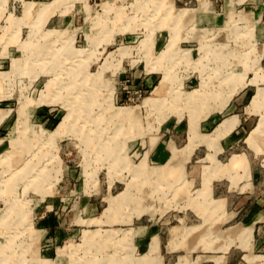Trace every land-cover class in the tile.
<instances>
[{"label": "rangeland", "instance_id": "1", "mask_svg": "<svg viewBox=\"0 0 264 264\" xmlns=\"http://www.w3.org/2000/svg\"><path fill=\"white\" fill-rule=\"evenodd\" d=\"M261 3L0 0V264H160L134 227L200 220L173 205L206 149L178 193L152 155L243 87L252 129L216 157L264 163Z\"/></svg>", "mask_w": 264, "mask_h": 264}, {"label": "crops", "instance_id": "2", "mask_svg": "<svg viewBox=\"0 0 264 264\" xmlns=\"http://www.w3.org/2000/svg\"><path fill=\"white\" fill-rule=\"evenodd\" d=\"M242 89L221 110L212 108L198 122L194 138L191 139L189 120L187 140L182 146L178 147L182 143L169 139L152 155L157 163H161L152 167L167 168L162 172L165 180L161 179V183L173 180L178 193L188 182L186 165L200 148L206 149L205 155L199 157L194 166L199 172L200 188L189 190L185 187L186 203L173 205L177 211L191 209L200 220L188 223L186 218L177 216L178 223L165 227L163 237L156 228L134 227L138 230L132 235L134 248H142L145 232L149 239L143 254L149 252L155 239L156 248L148 254L158 258L160 264H264V163L260 167L252 166L244 154L237 153H232L224 162L216 157L234 147L243 137L246 141L252 129L253 114L247 111L250 93ZM222 112L225 113L220 117L218 113ZM234 116L238 119L234 127L222 125L224 120ZM148 143L151 147L150 138ZM165 150L170 156L164 155ZM175 153H179L177 160L170 162ZM233 154L242 157L232 159ZM220 181H225L224 189L220 187L224 186L218 183ZM173 191L176 193L175 189ZM158 192L167 193V188ZM178 196L182 197V194Z\"/></svg>", "mask_w": 264, "mask_h": 264}, {"label": "bare ground", "instance_id": "3", "mask_svg": "<svg viewBox=\"0 0 264 264\" xmlns=\"http://www.w3.org/2000/svg\"><path fill=\"white\" fill-rule=\"evenodd\" d=\"M115 114H116V113H115ZM123 115H124V114H123ZM123 115H122V116H123Z\"/></svg>", "mask_w": 264, "mask_h": 264}]
</instances>
